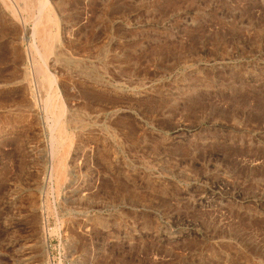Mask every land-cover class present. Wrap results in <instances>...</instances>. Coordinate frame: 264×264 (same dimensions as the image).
Wrapping results in <instances>:
<instances>
[{
  "label": "rangeland",
  "instance_id": "1",
  "mask_svg": "<svg viewBox=\"0 0 264 264\" xmlns=\"http://www.w3.org/2000/svg\"><path fill=\"white\" fill-rule=\"evenodd\" d=\"M39 6L0 0V264H264V0H47L49 51Z\"/></svg>",
  "mask_w": 264,
  "mask_h": 264
},
{
  "label": "bare ground",
  "instance_id": "2",
  "mask_svg": "<svg viewBox=\"0 0 264 264\" xmlns=\"http://www.w3.org/2000/svg\"><path fill=\"white\" fill-rule=\"evenodd\" d=\"M30 1V0H29ZM46 2H47V0H40V6H39V14L38 15H36L35 17H33V21L35 22V29H34V31H33V34L34 35H38V37L40 36V38H41V40H40V42H41V44L44 46V48H45V50L46 51H49V49H50V40H51V38H52V33H51V31H49V29L47 30V28H45L46 26H44L43 25V19H45V22L47 23H49V22H51V17H49V14L47 13V14H44L42 11H44L45 12V7H46ZM26 4V3H25ZM29 4V3H28ZM27 4V5H28ZM47 9V8H46ZM43 13V14H42ZM44 17V18H43ZM53 24V23H52ZM42 25H43V28H42ZM47 25V24H46ZM49 26V25H48ZM43 31V35H41L40 33H42V31ZM43 48V47H42ZM51 51V50H50ZM43 52V51H42ZM46 54V53H45ZM36 69V68H35ZM48 81V80H47ZM53 107H55L56 108V112H57V118L59 119V117L61 116V106L58 104V103H54L53 104ZM47 109V108H46ZM60 115V116H59ZM59 116V117H58ZM63 117V116H62ZM57 124V123H56ZM54 125V124H53ZM60 156V155H59ZM64 156V155H63ZM60 160V159H59ZM60 169V168H59ZM56 171H59L58 170V168L56 167ZM49 174V173H48ZM65 175V174H64ZM50 178V177H49Z\"/></svg>",
  "mask_w": 264,
  "mask_h": 264
}]
</instances>
